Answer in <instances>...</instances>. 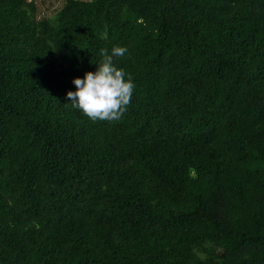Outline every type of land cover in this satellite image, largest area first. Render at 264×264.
Returning a JSON list of instances; mask_svg holds the SVG:
<instances>
[{
    "label": "trees",
    "instance_id": "1",
    "mask_svg": "<svg viewBox=\"0 0 264 264\" xmlns=\"http://www.w3.org/2000/svg\"><path fill=\"white\" fill-rule=\"evenodd\" d=\"M115 46L92 122L67 92ZM0 264H264V0H0Z\"/></svg>",
    "mask_w": 264,
    "mask_h": 264
},
{
    "label": "clouds",
    "instance_id": "2",
    "mask_svg": "<svg viewBox=\"0 0 264 264\" xmlns=\"http://www.w3.org/2000/svg\"><path fill=\"white\" fill-rule=\"evenodd\" d=\"M128 49L115 46L111 52L100 50L102 60L95 72H86L83 78H74L75 91L67 98L74 109L80 110L92 122L119 119L131 103L135 85L130 74L116 67L114 58L123 57Z\"/></svg>",
    "mask_w": 264,
    "mask_h": 264
},
{
    "label": "rangeland",
    "instance_id": "3",
    "mask_svg": "<svg viewBox=\"0 0 264 264\" xmlns=\"http://www.w3.org/2000/svg\"><path fill=\"white\" fill-rule=\"evenodd\" d=\"M34 2L37 7L38 17L51 18L61 8L65 0H34Z\"/></svg>",
    "mask_w": 264,
    "mask_h": 264
}]
</instances>
